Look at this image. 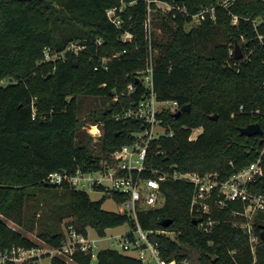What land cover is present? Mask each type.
I'll use <instances>...</instances> for the list:
<instances>
[{"label": "trees", "instance_id": "1", "mask_svg": "<svg viewBox=\"0 0 264 264\" xmlns=\"http://www.w3.org/2000/svg\"><path fill=\"white\" fill-rule=\"evenodd\" d=\"M179 2L190 12L216 4V20L207 18L187 29L191 15L177 8L162 12L155 0H0V213L26 224L36 218V214H26L31 187L58 186L61 196L68 197L67 215L72 217L68 220L82 232L92 227L104 236L109 227L135 222L127 212L102 206L108 196L121 202V193L93 199L87 190L55 185L45 178L53 170L97 167L105 153L130 142L133 132L144 127L140 119L117 115L147 95L141 70L151 58L158 97L191 103V109L180 116L169 110L163 113L174 134L153 141L149 163L172 164L179 171H216L225 178L256 158L260 139L243 134L241 127L254 121L264 125V116L252 110L264 107V42L258 38L262 34L264 40V0H235L228 7L221 0ZM110 7H117L120 25L109 18ZM233 14L239 15L237 23H233ZM150 16L151 37L146 27ZM128 31L132 39L123 38ZM73 41L86 48L46 59L47 47L63 51ZM236 42L254 49L238 67L227 64L229 59L236 60L230 54ZM129 83L135 91L127 93ZM82 95L108 100L90 114L93 123L103 127L98 141L91 138L100 142L99 152L90 147V139L84 142L77 136ZM194 127L203 130L191 138ZM256 188L264 189V177ZM162 190L165 201L140 210L138 219L145 228L175 231L174 237L150 236L166 260L174 258L182 264L188 257L184 251L188 245L198 249L208 264H264L263 237L254 252L248 234L231 220V209L242 207L240 202L224 208L214 205L212 215L217 221L207 231L191 210L195 191L191 180L168 178ZM35 199L37 203L47 200ZM165 218H172L170 225L163 224ZM260 224L256 222L259 233ZM39 233L52 246H59L65 235L49 215ZM14 245L38 243L0 217V248ZM74 263L144 264L110 247L101 248L96 261L83 251L74 254V262L57 254L52 257V264ZM24 264L39 262L31 259Z\"/></svg>", "mask_w": 264, "mask_h": 264}, {"label": "built area", "instance_id": "2", "mask_svg": "<svg viewBox=\"0 0 264 264\" xmlns=\"http://www.w3.org/2000/svg\"><path fill=\"white\" fill-rule=\"evenodd\" d=\"M155 2L159 8H163L164 12L177 8L182 13L191 15V22L196 24L207 18L216 20L217 17L216 4L202 6L198 11L190 12L185 3H180L179 0H155ZM234 2L235 0H221L220 3L228 7ZM108 16L113 22L120 25L117 7H110ZM238 20L239 15L233 14V23H237ZM146 27L149 37H151V16L146 21ZM132 37L133 33L130 31L123 34L124 39H132ZM242 38L244 39V35ZM258 38L264 42L262 34H259ZM85 48L86 44L78 41H73L63 51H52L50 47H47L45 50L46 59L64 57L67 50L79 52ZM241 48H243V53L239 58L236 57V45L231 48L230 54L236 60L232 62L229 59L227 64L238 67L240 60L246 61L250 58L254 49ZM118 54L115 53V55ZM106 62L107 59L103 58L105 67H107ZM153 71L154 62L151 58L147 67L141 70L144 73L148 89L147 95L136 106L127 109L123 115H117V118L121 116L133 117L143 121L144 127L133 132L132 140L105 153L97 167L53 170L45 180L59 186L69 184L76 189L87 190L88 188L107 194L111 192L123 194L124 199L121 203L125 205V209L121 212L130 214L135 222L129 224L128 231L119 234L123 240L121 245L124 252L136 256L144 264H176V259L166 260L162 256L158 242L153 241L150 237L152 234H167L174 237L175 231L145 228L138 219L140 210L156 207L165 201L162 183L168 178H183L194 183L195 191L192 195L191 210L195 216L199 217L202 228L207 231L212 230L217 221L212 215L214 205L224 208L230 203L240 202L242 207H232L231 213L234 217L231 220L248 234L255 252V248L262 238L261 232L259 233L256 229V222L264 223V189L256 188L262 183L264 177V125L260 122L263 132L255 134L262 144L261 148H258L256 158L225 178L216 171L207 173L179 171L172 164L164 166L154 162L149 163V150L153 141L161 136L174 134V130L165 124L163 113L167 110L176 112L182 106L176 98L161 99L158 97L155 91ZM131 91H135L133 83H129L126 89L127 93ZM240 109L244 110L245 106L241 105ZM252 110L258 115L264 116V107L259 106ZM86 130L91 138L99 137L103 133L101 123H92ZM202 130L203 127H194L190 137H198ZM64 233V238L59 246L14 245L4 250L0 248V264H24L31 259L39 262V259L45 254H50L52 257L57 254L68 262H74V254L77 251L91 253L93 261L97 260L98 251L101 249L97 242L103 236H93L89 227L87 232H82L69 220L65 223Z\"/></svg>", "mask_w": 264, "mask_h": 264}, {"label": "rangeland", "instance_id": "3", "mask_svg": "<svg viewBox=\"0 0 264 264\" xmlns=\"http://www.w3.org/2000/svg\"><path fill=\"white\" fill-rule=\"evenodd\" d=\"M163 8H161L162 10ZM162 12H164L162 10ZM152 20V19H151ZM151 24L153 25L152 21ZM196 23L190 22L187 23L186 27L187 29L191 28ZM243 53V48H241ZM155 53L157 54V51L155 50ZM107 98L105 96L101 95H82L80 96V104H81V124L80 129H87L92 123L93 120L91 118V111L99 108L107 103ZM90 147H92L95 152H99L100 142H94L93 140H89ZM61 190L62 188L56 187V186H32L31 187V197L26 202V214L27 216L31 217L35 215V219L30 220L29 222H26V224H20L13 219L6 217L4 214L0 213V217L5 219L9 225L12 227L18 229L19 231L23 232L27 236L31 237L34 241L38 243V245L47 247L49 244L44 241L40 236V230L41 227H44V224L46 222V216L49 215V218L53 222V224L56 227H61L63 230H65V223L68 219H71V216H68L67 209H68V197L66 195L61 196ZM87 191L90 193V196L93 199H99L104 194L100 190H90L87 188ZM44 197L47 200H43L39 203L36 202L35 198ZM102 206L109 210H115V211H123L125 209V205L115 199L113 196H108L105 198V200L102 203ZM40 213H42L40 215ZM42 216H45L43 218H40ZM28 217V218H29ZM45 218V220H44ZM41 222V223H40ZM91 232L93 233V236L98 235L97 232L92 228L89 227ZM130 229L129 223H125L118 226L109 227L106 230V234L103 236L101 240H99L98 247L104 248V247H110L115 248L120 251H123L122 247V238L119 234H122L123 232H126ZM119 235V236H117ZM259 243L257 244V246ZM257 246L255 249H257ZM184 251L187 253L188 257L185 259V261L182 264H208L209 262L205 260L204 257H202L201 252L192 247V246H185ZM96 261V260H94ZM39 264H52V256L50 254H45L39 259ZM77 264V263H74Z\"/></svg>", "mask_w": 264, "mask_h": 264}, {"label": "water", "instance_id": "4", "mask_svg": "<svg viewBox=\"0 0 264 264\" xmlns=\"http://www.w3.org/2000/svg\"><path fill=\"white\" fill-rule=\"evenodd\" d=\"M242 56V50H241V45L237 42L236 43V57H241ZM191 109V103H186V104H183L181 106V108L176 111V115L177 116H180L183 112H186V111H189ZM212 117L216 118L217 117V114H213ZM241 132L243 134H247V135H255V134H260L263 132V128L260 124L259 121H254V122H251L249 124H247L246 126H243L241 127ZM77 136L80 140L86 142L88 141L89 139H91V136L88 134V131L86 129H80L78 132H77ZM93 140L94 141H98L99 140V137L98 136H95L93 137ZM172 222V218H165L163 220V224L165 226H168L170 225ZM260 227L262 228L261 230V234H262V237L264 239V223H261L260 224Z\"/></svg>", "mask_w": 264, "mask_h": 264}]
</instances>
